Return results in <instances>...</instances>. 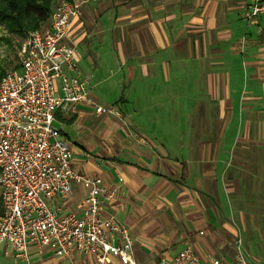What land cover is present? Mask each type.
<instances>
[{"label":"crops","instance_id":"1","mask_svg":"<svg viewBox=\"0 0 264 264\" xmlns=\"http://www.w3.org/2000/svg\"><path fill=\"white\" fill-rule=\"evenodd\" d=\"M89 1L76 0L82 16L69 40L88 47L92 66L104 51L115 58L123 75L108 108L119 115L86 106L56 114L72 168L102 180V218L129 229L139 264L188 246L214 257L227 235V211L246 226L264 214V13L250 26L244 12L252 0ZM82 61L78 54L92 93L100 75ZM88 191L75 185L66 202L50 206L79 211ZM29 255L32 264H97L79 252L58 258L36 246ZM0 264L26 262L2 246ZM106 264L121 263L111 256Z\"/></svg>","mask_w":264,"mask_h":264},{"label":"built area","instance_id":"2","mask_svg":"<svg viewBox=\"0 0 264 264\" xmlns=\"http://www.w3.org/2000/svg\"><path fill=\"white\" fill-rule=\"evenodd\" d=\"M263 13L264 0H252L244 19L251 26ZM81 16V4L62 0L48 29L26 34L20 68L0 79V249L4 246L26 264H32L31 246L58 258L79 252L94 257L97 264H106L111 256L121 264H139L133 257L129 229L112 216L102 218V180L74 171L70 145L54 126L58 112L78 106L97 114L119 115L92 95L91 77L79 66L77 46L69 40ZM245 43L243 36L240 44ZM80 184L89 191L79 211L50 206L57 199L66 202ZM235 247L232 264H249L240 238ZM157 264L229 263L202 258L188 246Z\"/></svg>","mask_w":264,"mask_h":264},{"label":"rangeland","instance_id":"3","mask_svg":"<svg viewBox=\"0 0 264 264\" xmlns=\"http://www.w3.org/2000/svg\"><path fill=\"white\" fill-rule=\"evenodd\" d=\"M61 1L62 0H57L54 6L56 7ZM73 1L76 2V0ZM89 5H92V3L90 2ZM50 24L51 19L46 23H43L36 30L44 31L49 28ZM27 33L23 36H15L9 34L3 26H0V79L4 74L20 68L22 61L21 47ZM71 43L74 44V42ZM91 44L94 45L95 41L92 40ZM87 49L88 47L85 46V44H81L77 48L78 54L83 59L82 66H84L91 73H95L97 76L100 75V78H97V81L94 82V84L97 85L93 89L92 94L97 98L102 106L106 108L111 107L115 105L119 99L116 95L117 88L114 87V82H116L119 77L123 75V72H118L119 65L117 64V61L107 51L102 52V55L104 56H102L101 61H97L98 67L88 64V61L86 60V56L88 55ZM91 49L95 52L97 51L92 47ZM99 53H101V51ZM111 76H113L112 79H110ZM253 206L254 203L246 205L247 208L251 209ZM225 214L228 217V227L226 228L227 235L216 242L217 247L214 257L232 264L236 255L235 242L238 238H240L242 242L241 251L248 263L264 264V214H261L262 218H259L256 222H252L248 219L247 226L235 219L238 217V214H236L235 218L234 214H231V212L227 211ZM204 231L206 232L207 237H212L209 230ZM177 248L178 245H175L174 249L176 250ZM44 251L51 253L48 250Z\"/></svg>","mask_w":264,"mask_h":264},{"label":"trees","instance_id":"4","mask_svg":"<svg viewBox=\"0 0 264 264\" xmlns=\"http://www.w3.org/2000/svg\"><path fill=\"white\" fill-rule=\"evenodd\" d=\"M56 1L0 0V26H3L9 34L23 36L51 19ZM66 1L73 2V0Z\"/></svg>","mask_w":264,"mask_h":264}]
</instances>
